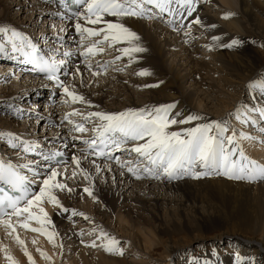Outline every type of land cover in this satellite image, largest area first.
I'll return each mask as SVG.
<instances>
[{"label": "bare ground", "instance_id": "6f19581e", "mask_svg": "<svg viewBox=\"0 0 264 264\" xmlns=\"http://www.w3.org/2000/svg\"><path fill=\"white\" fill-rule=\"evenodd\" d=\"M63 1L0 0V26L15 28L27 34L31 41L40 38L32 42L41 54L47 55L58 48L57 59L67 61L59 73L64 84L69 87L70 91L83 94L81 96L85 101H72L66 94H63L62 99L61 89L33 73L22 55L16 54V58L13 59L11 55L0 54V59L4 58L14 62L15 67L20 71L18 75L21 73L25 75L24 81L27 84L24 87L19 84L12 92L0 96V109L4 105L9 113L8 121L0 122V133H14L21 139L33 141L37 145L34 151L29 152L23 150L22 144L12 148L9 146V137L5 135L0 138V160L5 162L10 160L14 164L40 161L37 169L41 172V177L33 185L38 191V184L44 172L41 156L61 150L64 156H67L59 158H63L64 161L59 165V169L61 172H65L66 169V173L58 179L73 189L71 193L56 192L63 207L68 209L67 212L46 202L43 205L52 221L48 230L57 234L55 236L56 247L48 241L44 234L17 227L16 235L24 242V248L33 257L34 264H57L58 258L63 259L64 264H134L125 258L126 254L133 250L137 254L151 255L152 252H157L159 264H203L196 258V255H187L185 259L182 256L183 249L188 245L187 240L191 236H194V240L199 243L197 247L203 249L211 257H223L224 263L229 262L224 260L225 254H229L231 259L229 264H264V180L237 181L223 175L213 174L198 179L186 176L176 180L142 177L138 181L126 168L120 167L115 157L120 153V162L137 161V154L130 151L134 141L128 142L121 150L114 151L111 159L92 158L89 153L82 151L87 146L83 140L96 135L92 129L99 123L98 118L95 117L84 119L89 112H113L129 107H151L174 102L176 107L173 112L179 113L181 119L190 113H197L202 114L203 117L199 122L224 121L228 108L224 107L219 112L216 110V113H211L206 105H203L199 95L194 93V87L188 88L185 84L188 80L195 79L198 80L197 86L203 85L212 90L216 89L210 83L213 79L206 77L210 81L206 84L205 77L198 73L200 70L194 63L203 62L205 64V61L204 59L199 60L197 56L209 58L213 61L210 65L214 67L224 62L225 55L237 70L248 71L253 77L258 75L256 82L262 81L264 72L257 70L261 62L254 48L257 46L264 48V0H193L194 11L191 16L184 13L185 21L176 24V27L180 29L178 31H173L166 22L170 19L167 13L162 19L164 22L157 21L159 19L116 18L105 15L104 18L110 21L125 25L130 23L135 29L134 32L140 37L138 43L145 51L134 53L135 59L131 63H129V57L122 55L119 51L122 47L128 46L123 43H117L112 47L103 44L101 45L105 48L103 53L88 58L80 56L81 38L76 33L75 25L77 23H80L82 27L101 25L88 24L82 17L79 19L70 17L63 9ZM52 6L59 10V17L51 18V14L56 11ZM11 10H14L17 16H9ZM83 12L84 6L80 8L79 13ZM223 13L232 15L224 19L222 18ZM160 14L156 9L152 10V17H158ZM196 17L200 18V24L192 23ZM211 25L215 27H210ZM185 31L190 33L189 36L185 37ZM212 37H219V39L213 41ZM185 39L188 43L184 42ZM233 39L240 43L230 48L224 47V51H219L220 45H227ZM2 40L3 37H0V42ZM208 45L212 46L208 47ZM178 48L181 53L184 52V59L189 66L187 69L179 70L166 57L171 49ZM64 51H71L74 55L65 58L62 56ZM117 56L120 57L119 60L115 59ZM89 63L92 65L91 68L87 67ZM101 65L106 68L103 75L93 76L92 72L102 69ZM0 67V87H3L9 81L8 75L11 73L9 70L13 68L8 65H0ZM77 69H79V74L75 76L66 74L76 73ZM21 70H25L26 73ZM141 70H147L149 73L143 75L142 79V75L137 74ZM221 73L224 74V72ZM44 80L48 84L43 82ZM80 81L87 85L84 92L81 91L82 88L80 90ZM155 83L159 84L158 87L148 86L146 88L149 90L146 92L138 93L132 89V87L141 89L145 85ZM30 88L33 92L31 94L27 90ZM43 90H45L44 101L36 104V107L41 110L29 105L16 104V100L21 96L19 92H25V95H28L25 98H29L31 95L34 96V93L38 95ZM52 93L54 95H51ZM248 93L250 96L246 101L248 109L264 107V94L258 86H254L253 90ZM65 99L67 103L64 102ZM9 105H12V108H9ZM13 110H16V113H13ZM73 110L77 114L72 115ZM66 114H68L67 119H65ZM245 116V119L247 116L253 117L256 123L253 125L251 120L244 123L245 119H241L244 125L241 128L242 132L257 136L258 127L264 132V119L260 117L259 112H248ZM61 120L65 123L57 126L56 124ZM69 121L72 123L70 124ZM14 122L20 127H16ZM51 123L56 126L54 131L52 130L53 133L46 135L36 133L35 128L40 125L49 126ZM79 123H83L87 131L83 133L72 131L74 125ZM195 123L196 121H193L190 125L172 126L171 130L194 126ZM227 128V134H231L230 125ZM73 137H80V139L74 141ZM40 141L43 142L40 143ZM243 148L251 150L257 159H259L257 156L264 152V145L251 144L250 147L244 146ZM73 155L80 158V167L88 171V180L79 174L78 169H76L78 174L75 177L72 176L75 169V165L72 164ZM94 160L100 166V172H96ZM51 166L56 167L57 165L53 163ZM23 171L30 180L33 179L31 173H28L26 169ZM86 186L91 187L96 197L95 200L83 192ZM95 201L97 203H94ZM168 205L175 207L176 211L171 213H177L175 215L179 217L178 222L171 219L170 225L162 221V211L171 210ZM186 208L190 210L187 211ZM73 209L77 213H84L88 219L86 220L81 215H73ZM139 211L146 213L147 217L156 221L157 228L156 224H152L154 228L150 221V224L145 222V225L137 222L143 218ZM191 212L196 216L190 215ZM127 216L130 218L127 219ZM168 217L171 216L168 215ZM114 222H117L115 228L119 233L113 228ZM30 223L32 227L39 226L34 221ZM93 228H102L119 242L125 240L127 245L132 243L135 248L128 250V246L119 244V247L124 249V253L116 255L107 253L102 248L85 247L80 241L81 239L85 241L94 239V235H89ZM128 229L129 238L128 240L123 239L126 238ZM133 229L135 230L132 231ZM212 229H217L218 232L209 240L197 234V232L206 234ZM177 235H179L178 238H176ZM203 241H208V244H204ZM0 245L6 248L17 264H29L21 245L13 236L8 235L3 227H0ZM220 248L221 251H219ZM37 249L45 252L51 259L46 260L41 257ZM237 253L242 255L241 260L235 257ZM169 259H172V262ZM0 264H9L4 251H0Z\"/></svg>", "mask_w": 264, "mask_h": 264}, {"label": "snow or ice", "instance_id": "6c2138e0", "mask_svg": "<svg viewBox=\"0 0 264 264\" xmlns=\"http://www.w3.org/2000/svg\"><path fill=\"white\" fill-rule=\"evenodd\" d=\"M151 5L152 7H148ZM84 12L77 13V18H83L86 23L91 25H101L99 27H82L80 23L75 25L76 33L80 36V56L88 58L105 51L101 45L106 44L112 47L117 43H123L128 46L119 49L122 55L129 57L131 63L135 57L134 53H140L145 49L138 43L140 37L136 32L132 31L125 24L120 22H112L105 19V15L120 17H142L146 19L152 18V8L154 7L158 13H167L170 17L166 22L172 27L173 31H178L177 23L185 21L186 12L191 16L194 7L193 0H83ZM231 13H223L222 18L227 19ZM192 23L200 24V18L196 17ZM210 27H215L211 25ZM191 28V24H189ZM185 37L189 36V32L185 31ZM0 54L11 55L13 59L16 54H20L24 59L31 63L35 69L46 75V77L56 84L63 94H66L72 101L85 102L84 97L78 95L75 91H70L69 87L60 79V70L66 64V59H57L56 53L59 49H55L47 55L40 54L35 44L22 32L15 28L0 26ZM95 38V39H88ZM219 37H212L213 41ZM185 43L188 40L185 39ZM240 42L233 39L227 45L221 47H233ZM212 45H208L211 47ZM72 55L71 51H64L62 56L67 58ZM119 60L120 57H115ZM107 62H105L106 64ZM87 67L91 68L89 63ZM104 66L101 65V68ZM69 74V73H66ZM79 74V69L76 73ZM100 72H92L93 76L99 75ZM138 75H148L147 70H141ZM150 85H145L148 87ZM155 86V85H151ZM258 86L261 92H264V81H252L249 88ZM67 103V100H64ZM90 103V102H89ZM175 103L160 104L154 106H145L141 108H125L121 111L105 112L96 111L89 112L84 117L87 120L90 117L98 118L99 123L92 129L96 135L90 139H84L83 143L87 145L85 151L97 158L103 157L111 159L114 151L121 150L124 145L130 141H134L130 151L137 154V161L120 162L116 157L117 163L121 168H126L136 179L148 177L151 179L176 180L182 177L191 176L198 179L203 176H211L213 174L223 175L228 179L237 181H260L264 180V163H260L245 154L239 140H253L247 133H240L239 138L233 131L228 133L225 124L217 120H208L207 122H199L203 119L202 114L190 113L184 118H180L179 113H174ZM12 108V105H9ZM248 112H259L260 117L264 119V107L248 109ZM18 111V110H17ZM237 119L240 118V109H236ZM77 114L73 110L72 115ZM68 114L65 115L67 119ZM251 120L255 125L256 121L253 117L247 116L243 122L247 123ZM196 121L194 126L179 127L178 130H171L172 126H182ZM71 124L72 121H69ZM72 131L83 133L87 131L83 123L75 124ZM7 135L9 137V146L12 148L24 146L25 152L34 151L37 147L36 143L29 140H23L14 133H0V138ZM80 137H73L78 140ZM19 143H16V142ZM264 143V141H261ZM66 147V145H65ZM63 151L56 150L41 156L43 162V176L38 184V191L33 185L41 177V172L37 169L40 161H28L23 164H14L10 160L5 162L0 160V227H3L8 235L21 245L24 255L27 257L29 264H34L33 257L24 248V242L16 235L17 227L23 229H31L33 232L44 234L48 241L56 247L55 232L48 230L52 224L47 211L44 208L45 202L53 205L57 209L67 212L61 204L57 191H67L71 193L65 182L58 177L65 176V172H61L59 165L64 163L62 159ZM56 167H52V164ZM72 164L75 169L72 176L75 177L79 170V174L83 175L85 180L89 179L87 170L80 167V158L76 155L72 156ZM96 172H100V166L93 161ZM31 173L33 179L25 174L23 170ZM83 192L87 193L93 200L91 187H84ZM73 215H81L87 220L88 217L84 213H77L72 210ZM35 222L38 227H32L30 222ZM82 236L83 233L81 232ZM89 235H94V239L85 241L81 239V244L85 247L102 248L107 253L123 255L124 249L119 247L120 242L102 228H93ZM99 241V243H97ZM61 249L63 245H60ZM0 251H4L9 264H17L14 258L7 252L6 248L0 245ZM40 251L41 257L50 260L45 252Z\"/></svg>", "mask_w": 264, "mask_h": 264}, {"label": "rangeland", "instance_id": "374dc122", "mask_svg": "<svg viewBox=\"0 0 264 264\" xmlns=\"http://www.w3.org/2000/svg\"><path fill=\"white\" fill-rule=\"evenodd\" d=\"M30 1H32V0H30ZM40 2H42V0H40ZM173 3H175V0L173 1ZM148 7H152V6L148 5ZM52 8L55 9L54 6H52ZM55 10L56 11H54L51 14V18L52 17H55V18L59 17L58 16L59 15V10L57 8ZM152 10H155V8L153 7ZM164 14L165 13H161L160 16H158V17L153 16L150 20L159 19L157 21L164 22L162 20V19H164L163 17L166 16ZM22 15H24V14H22ZM9 16H17V14L15 13L14 10H11ZM112 22H114V21H112ZM126 26L129 27L131 30L133 29L132 31L135 30L131 26L130 23H129V25L126 24ZM25 35L29 38V36L27 34H25ZM39 39H33L32 41L33 42H36ZM179 49L180 48H178V49H171V51L169 52V54L166 55V57L169 60H171L172 63H173V65L176 66V67H178L179 70L187 69L189 66H187L186 60L184 59V57H185V55L183 54L184 52L181 53V50H179ZM254 49L256 50V54L258 55L259 61L261 62L260 63L261 66L257 70H260V71H263L264 72V48L257 46ZM224 50H225L224 47H221V46L219 47V51H224ZM72 54L74 55L73 52H72ZM181 54H183V55H181ZM180 55H181V59H179L180 58ZM197 57H198L199 60L204 59V61H205V64L203 62H198L196 64L194 63V65L198 68V70H200V71H198V73L201 76H204L205 77L206 84L209 81V79L206 78V77H209L210 79H213V82H210V81L209 82L212 83L216 87V89L212 90V89L207 88L206 86H203V85L197 86L198 85V80H195V79L188 80L187 81V84H185V85L188 88L189 87H192V88L194 87V90H195L194 93H196L197 95H199V97L203 101V105L205 104L206 107L210 110L211 113H216L217 111L219 112L224 107L225 108H228L227 109L228 112L227 111L225 112L226 113V118H225L226 121L224 119V121L220 120L219 122H221L222 124H225L226 123V126L230 125V128H232L231 134L233 133V131L236 128V131H234V132H235L236 136H238V138H239L240 133H242L241 128L244 126L243 125V122L241 121V119H245V117H246L245 116V110H246L245 109V106H247V108H249L248 107V104L246 103V101L248 100V98H250L248 92L249 91L251 92L253 90V87L252 88H249V83L252 82V81H256L258 75H256V76L253 77V76H250V73L248 71L237 70L234 66H232L233 65L232 61H230L228 59V57L225 56V55L223 57L224 58V62H222V64L223 63L224 64L223 65L222 64H217L214 67H212V65H210V63L212 64L213 61L210 60L209 58H201L200 56H197ZM13 63H14L13 61H10L8 59H4V60H1L0 59V65H8L9 67H12L13 68V69H10L9 70V71H11V73L8 75L9 81L5 80L7 82L3 85V87L2 86L0 87V96L4 95L6 93L12 92V90L15 89L16 87H18L19 84H21V87H24V86L27 85V84H25V81H24V76L25 75L23 76L22 73L18 75V72H20V71L17 70V67H15V65ZM217 67H219V69ZM104 70H106V68H102V69L98 70V72H100V75H103ZM231 70H232V72H230ZM21 71L23 73H26L25 70H21ZM217 71H219V72H217ZM228 71L230 72V74H226ZM221 72H224V74L221 73ZM70 75H71V73L68 74V76H70ZM16 76H18V77H16ZM60 77H61V75H60ZM143 77L144 76L142 75L141 76V79ZM17 78H18V80H16ZM263 80H264V75H263L262 81ZM43 82H45L46 84H48V82H46L45 80ZM41 83L42 82H40V84ZM189 83L191 84V86H190ZM79 85H80V90L82 88V90H81L82 92H84L85 89H87V85H84V82H81L80 81L79 82ZM153 85H155L154 87H158L159 84L158 83H155ZM143 87L141 89H139L137 87H132V89L134 91H136V92L138 91V93H140V92H146V91L149 90L148 88L144 87L145 88L144 89ZM149 87H151V85ZM31 88H33V87H31ZM31 88H30V90L27 89L30 92V94L33 93ZM44 93H45V90H43L40 93H38V95L34 93V96L31 95V96H29V98H25L28 95L26 96L25 95V92H19V94L21 96H19L18 99L16 100V104L17 105H22V106L29 105V106L34 107V109L41 110V109H39V108L36 107V104H39V102H43L44 101L43 100ZM247 93H248V96H247ZM263 94H264V92H263ZM78 95H83V94H81V93L78 92ZM239 95H240V97H239ZM0 101H1V99H0ZM237 108H239L240 109V112H241V116H240L239 119H237V113H236V109ZM13 113H16V110H13ZM7 115H9V113H7V110H5L4 105H2V108L0 109V117H1L0 118V122H3V121H6L7 122L8 121L7 120L8 119L7 118ZM64 120H61L56 125L57 126H61L62 124L65 123ZM14 124L16 125V127H20L18 123H15L14 122ZM44 126H45V128H44ZM44 126L40 125V126H38V128H35L36 133L37 132H40L43 135L44 134L45 135L46 134H51V133H53V131H54L55 127H56L52 123L49 124V126L48 125H44ZM50 128H52V129H50ZM257 133H258L257 136L250 135L249 133H247L248 135H250L252 137H256V139H253V140H246V139L245 140H239V143L242 142V144L240 143L241 147L242 146L243 147L244 146L250 147L251 144L252 145H264V143L261 142V141H264V132L262 131L261 128L258 127V132ZM45 137H47V136H45ZM42 142L43 141H40V143H42ZM243 150L245 151L246 155H248L249 153L252 155V156L250 154L248 155L250 158L254 157V155L251 153L252 152L251 150L249 151L247 148L246 149L243 148ZM65 156H67V155H65ZM256 156H257V153H256ZM257 157L259 159L255 158V157L252 158V159L257 160L260 163H264V158H263L264 157V152L263 153L261 152V154H259ZM119 159H121V158L119 157ZM137 180L140 181L139 179H137ZM165 183H167V182H165ZM94 203H97V201H95ZM168 206L171 207L170 208L171 210L168 211V212H167V210L166 211H164V210L162 211L163 212L162 213L163 214L162 221L164 223H166V224L169 223V225H170V221H172L173 219H175V221L177 220L176 222H178L179 221V217L175 215L177 213H171V212H175L176 211L175 207L173 205H171V206L168 205ZM186 210L188 211L190 209H187L186 208ZM139 213H141V215H142L143 218H142V220H138L137 222H142V224L144 223V225H145V222H148L149 223V221H150L151 222V225L154 223V225L156 224L155 227L157 228V222L156 221H153L150 217H147V214L146 213H142L141 211H139ZM165 215L167 216L168 219L169 218L170 219L167 220V218H165L166 217ZM168 215L171 216V217H168ZM190 215H192L193 217L196 216L192 212L190 213ZM129 216L131 217V215H129ZM129 216H127L126 218L129 219L130 218ZM132 219H133V217H132ZM164 219H166L167 221L164 220ZM135 224L133 226H135ZM127 225H128V223H127ZM154 225H152V226L154 227ZM115 226L117 227V222H114L113 223V228H115ZM134 230L135 229H133L132 231H134ZM212 230L207 231L206 234H205V232L204 233L197 232V234L200 235L199 237H202V238H205V239H208L209 240V238L211 236H214L218 232L217 229H212ZM115 231H117V228H115ZM117 232L119 233V231H117ZM127 233H130L129 229L126 230V235H125L126 238H123V239H127L128 240L129 237L127 236ZM178 237H179V235L176 236V238H178ZM194 239H195L194 236H191L190 239L187 240L188 245H186L187 247L183 249L184 253L182 252L183 253L182 256H183L184 259L187 257V255L190 256V255L193 254V255H196V258H198V260L202 261L203 264H229L230 263V260L231 259L229 257V254H225V256H224V260L226 259L229 262L228 263H226V262L224 263L223 257H219V256L211 257V256H209L207 254V252L203 251V249L197 247L196 245L197 244L199 245V243H197V241H195ZM193 241H195V242H193ZM128 242H130V241H128ZM203 243L204 244L205 243L208 244V241H203ZM120 245H122V246H128L127 247V248H129L128 250H130V249L132 250V249L135 248L134 244H132V243L127 245L126 242H125V240L124 241L123 240L122 241L120 240ZM206 249H208V248H206ZM219 251H221V248H220ZM235 257L238 258V259H240V260L242 259V255L239 254V253H237L235 255ZM125 258H126L127 261H131V263H134V264L135 263H139V262L140 263L141 262L142 263H146V264H152V263L153 264H159L160 263L159 262V255H158L157 252H152L151 255L150 254H147V253H145V254L138 253L137 254L133 250V252H128L126 254V257ZM219 260L221 262H219ZM169 261L172 262V259H169ZM57 264H64V260L61 259V258L60 259L58 258Z\"/></svg>", "mask_w": 264, "mask_h": 264}]
</instances>
